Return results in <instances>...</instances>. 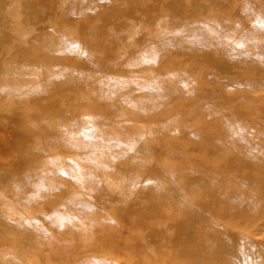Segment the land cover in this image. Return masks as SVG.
Listing matches in <instances>:
<instances>
[{"label": "rangeland", "instance_id": "obj_1", "mask_svg": "<svg viewBox=\"0 0 264 264\" xmlns=\"http://www.w3.org/2000/svg\"><path fill=\"white\" fill-rule=\"evenodd\" d=\"M0 264H264V0H0Z\"/></svg>", "mask_w": 264, "mask_h": 264}]
</instances>
